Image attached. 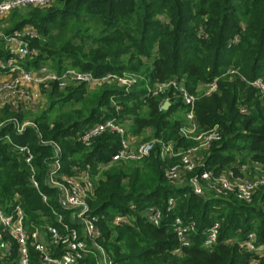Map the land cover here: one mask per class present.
<instances>
[{
	"label": "trees",
	"instance_id": "16d2710c",
	"mask_svg": "<svg viewBox=\"0 0 264 264\" xmlns=\"http://www.w3.org/2000/svg\"><path fill=\"white\" fill-rule=\"evenodd\" d=\"M6 21L8 25L1 31L4 34L24 25L37 31L29 45L38 54L20 60L25 69L46 64L58 74L74 68L97 78L107 73L143 77L127 90L115 83L98 84L91 95L86 83L69 82L64 88L55 84L40 90L47 103L29 116L19 110L21 105L17 109L12 104L3 107V116L20 123L25 116H32L38 129L28 126L16 133L12 121L0 128V206L11 210L19 205L24 226L30 232L48 225L60 227L57 216L62 215L81 234L70 213L61 208L57 189L45 183V175L47 163L55 157L56 143L60 148V173L68 175L74 164L93 172L97 164L107 162L118 150L119 136L113 133L102 134L89 145L76 141V132L87 125L108 117H116L121 123L129 118L133 133L172 142L176 150L194 144L180 134L188 106L172 89L147 94L146 82L152 85L171 78L183 81L196 96V133L219 127L221 139L202 151L196 171L219 173L246 162L264 166L263 98L239 77L229 81L221 76L234 66L248 81L258 77L264 80V0H54L47 7L11 10ZM235 35L239 40L231 42ZM3 43L0 36V59L6 60L11 55ZM215 77H219L216 92H196L199 83ZM165 99L170 101L166 110L161 108ZM82 101L81 108L74 106ZM68 105L75 108L68 110ZM54 109L59 113L51 117ZM3 133L10 134L12 144L30 148L38 190L28 179L29 166L23 156L1 139ZM177 159L162 160L156 144L137 164L114 163L96 183L87 204L99 216V243L113 263L264 264V254H251L225 242L233 237L241 239L249 232L255 233L258 242H264V191L249 203L233 194L195 195L188 184L175 185L166 178L164 167ZM39 191L46 196L45 201ZM169 198L174 201L170 209ZM149 206L161 209L159 225L144 215ZM114 213L130 214V224L108 225ZM177 216L196 223L192 244L180 252L174 251L178 247L173 228ZM215 221L220 224L217 242L207 249L202 246L205 230ZM6 244L11 245L8 255L3 254ZM61 250L58 247L55 255ZM29 254L30 264H41L39 253L31 245ZM16 261V243L0 224V264ZM91 263L88 255L79 262Z\"/></svg>",
	"mask_w": 264,
	"mask_h": 264
},
{
	"label": "built area",
	"instance_id": "2783aa9c",
	"mask_svg": "<svg viewBox=\"0 0 264 264\" xmlns=\"http://www.w3.org/2000/svg\"><path fill=\"white\" fill-rule=\"evenodd\" d=\"M54 0H0V19L4 18L11 10L24 7H47ZM201 31V30H200ZM199 31V34H200ZM6 48L11 56L6 61H0V108L6 104L21 105V109L34 108L35 102L39 99L41 89L51 88L57 84L64 88L69 82L86 83L88 85H98L101 83H115L126 90L135 84L139 78L136 74L116 75L107 73L101 77H94L89 72L78 71L66 68L58 74L48 66L40 65L36 69H25L20 60L32 58L38 54V50L30 47V40L37 37V31L32 26L22 27L12 33L4 34L0 32ZM239 35H235L231 42H237ZM223 74L234 75L237 70L229 67ZM222 74V75H223ZM242 81L247 82L253 88L264 93V80L255 78L251 81L239 75ZM217 77L205 84L202 91L205 95H210L218 90ZM147 94L157 95L172 89L177 97L188 106L185 113L186 124L180 128V134L185 138H190L194 144L186 148L176 150L172 142H162L158 139L150 141H134L133 136L126 131L123 124L116 117H108L102 121L87 125L84 129L78 130L74 139L84 145L98 136L105 133H113L119 136V148L111 155V158L102 165L114 163H126L139 161L150 155L156 144H159V155L162 159L174 156L178 161L169 165L165 169V176L170 182L182 184L186 182L195 195L199 196H226L233 194L238 200L249 203L252 201L254 193L264 187V166L252 162L251 165L239 164L234 167L240 175L228 168L219 173L202 169L196 171L201 164L202 151L207 149L214 141L221 139L219 127L215 125L211 129L196 133L194 123L193 104L195 94L190 93L184 84L177 78H171L163 82H155L150 85L146 82ZM241 112H245L242 108ZM12 121L13 130L22 133L27 123H20L14 118ZM4 122H0V128ZM1 139L12 144L8 133H3ZM14 150L20 153L26 164L29 166L28 179L35 189H39L38 181L35 177V170L32 165L33 154L27 145L12 144ZM55 147V157L47 163L45 183L57 189L58 202L64 210L70 213V219L79 225L81 234L76 227L70 226L61 215H58L60 227L48 225L30 232L24 226V213L19 205H15L11 210H6L0 206V224L10 237L15 241L17 248L16 264H30L29 245L38 253L41 264H79L85 256H90L93 260L91 264H114L105 249L99 243L101 230L98 226L99 216L92 213L87 204L86 197L93 191V183L87 170L73 169L72 174L60 173V161L58 159L60 148ZM243 175V176H242ZM264 191V190H263ZM39 193L45 201L46 196ZM167 208L174 205L172 198L168 199ZM147 220L154 225H159L162 211L156 206H149L144 210ZM114 225L130 224V218L126 214L112 217ZM220 224L215 221L206 230L202 246L210 249L217 242ZM175 236L178 247L174 250L180 252L183 248L192 244V235L195 233L196 223L194 220H184L177 216L173 221ZM45 232L48 238H44ZM227 244H237V246L251 254H264V242H258L254 232L247 233L243 238H228ZM30 243V244H29ZM10 244H6L3 251L8 255ZM62 247L61 252L55 255L57 248Z\"/></svg>",
	"mask_w": 264,
	"mask_h": 264
},
{
	"label": "rangeland",
	"instance_id": "374dc122",
	"mask_svg": "<svg viewBox=\"0 0 264 264\" xmlns=\"http://www.w3.org/2000/svg\"><path fill=\"white\" fill-rule=\"evenodd\" d=\"M24 8H26V7H24ZM24 8H21V9H24ZM8 16H9V13L4 17V18H2V19H0V32L1 31H3L2 29L4 28V27H6L7 25H8V22L6 21V18H8ZM161 20H163L164 19V17L162 16V15H160V16H158ZM26 26H31V25H24L23 26V28L24 27H26ZM239 34V33H238ZM238 40H239V38H238ZM3 48L5 49V50H7L8 51V49L6 48V45H5V43H3ZM0 61L1 62H3V61H6L5 59H0ZM49 63V62H48ZM42 65H45V66H48V65H46V64H42ZM231 67H234V66H231ZM236 70H237V74H234V75H226V74H221V76H225V77H227L228 78V80L230 81V80H233V79H235L236 77H239V75H241L240 73H239V71H238V68L237 67H234ZM31 69H34V68H31ZM72 69H74V68H72ZM228 69V68H227ZM225 72V71H224ZM244 77V76H243ZM217 78H219V77H217ZM240 78V77H239ZM258 78H260V77H258ZM241 80V79H240ZM183 82V81H182ZM245 82V81H244ZM207 83V82H206ZM206 83H199L198 84V86H197V88H196V92L197 93H201L203 90H204V88H205V84ZM96 85H94V84H92V85H89L88 86V90H89V92H90V95L92 94V91H94V90H96L97 88L95 87ZM185 86V85H184ZM186 87V86H185ZM187 89V88H186ZM258 91V93L261 95V97L263 98V101H264V93L263 92H261V91H259V90H257ZM90 95L87 97V99L84 101V102H86L87 100H89L90 99ZM165 100H168L169 101V99H165ZM164 100V101H165ZM164 101H163V103H164ZM47 103V99L45 98V95L43 94V95H39V99L35 102V107L34 108H31V109H28V110H26V109H19V110H21V112H23V114H26L27 116H29V114H31L30 112H32L33 114H36L39 110H41L42 108H41V106H42V104H46ZM82 103H83V101L81 102V103H77V104H75L74 106L76 107V108H81L82 107ZM163 103H162V105H163ZM169 105H170V101H169ZM12 106V108H14V109H17V106L16 105H14V104H12L11 105ZM74 106H71V105H68L67 106V108L66 109H68V110H71L72 108H75ZM3 107H7V106H3ZM3 107H1L0 109V122H8V116H3ZM168 107L169 106H167L166 107V109H168ZM166 109H164V110H166ZM57 113H59V111L58 110H56V109H54L53 111H51L50 113H49V115H51V117H54L55 116V114H57ZM130 122H131V120L129 119V118H126L125 120H124V123H122L123 124V126H124V128L126 129V131L127 132H129L130 133V135L131 136H133V140L134 141H141V142H144V141H150V140H153L154 138H151V136L149 137V135L147 136V137H144L141 133H133V132H131L129 129H130ZM22 123H27L26 124V126H25V128H27L28 126H32L33 128H36V130H38L37 129V127H36V123L34 122V120H32V116H30V118L29 117H26L25 116V119H24V121L22 122ZM14 131V130H13ZM9 136H10V134H8ZM160 140V139H159ZM41 142H42V140H40ZM52 142V141H51ZM42 143H45L44 141L42 142ZM54 143H56V142H54ZM53 143V144H54ZM57 144V143H56ZM56 144H54V145H56ZM176 158H178L177 156H174V157H172V158H169V157H166V158H164V159H162V160H165V161H167V160H169V159H171V160H173V159H176ZM177 161H178V159H177ZM176 162V161H175ZM134 163H138L137 161H130V162H126V163H124L123 165H130V164H134ZM102 164H104L103 162H100L99 164H97L96 165V167H95V171H91L89 168H87V172L89 173V176H90V179H91V181H92V183H93V191H92V193H90L89 195H87V197H86V200L88 199V198H90L92 195H93V193H94V189H95V185H96V183H98L101 179H104V175H103V173H104V171H106L108 168H111L112 166H113V163L112 164H110V165H102ZM243 164H248V165H251L252 163H250V162H246V163H243ZM170 164H166V166L164 167V174H165V169L169 166ZM60 166H61V162H60ZM83 168L84 167H81V165H77V164H74V165H72L71 166V171L73 172V169H78V170H83ZM231 169H233V171L234 172H236L237 174L236 175H240V172L239 171H237V169L236 168H233V167H230ZM228 169V168H227ZM72 172H71V174H72ZM243 176V175H242ZM170 182V181H169ZM171 183H173V184H175V185H183V184H185L186 182H183L182 184H178V183H174V182H171ZM187 184V183H186ZM263 190H264V187H261V188H259L255 193H254V196H253V198H255L257 195H258V193L260 192H263ZM209 196H213V195H209ZM214 197H225V196H214ZM236 198V197H235ZM237 199V198H236ZM253 200V199H252ZM252 202V201H251ZM148 208V207H147ZM145 210V209H144ZM118 213H114L113 215H112V217L113 216H115V215H117ZM70 215V214H69ZM62 216V215H61ZM71 216V215H70ZM112 217H111V219L109 220V224L108 225H110V226H120V225H114L113 223H112ZM127 217H132L130 214H128L127 215ZM62 219H64L63 218V216H62ZM57 221H58V218H57ZM99 226V225H98ZM100 228V227H99ZM100 230H101V228H100ZM44 238H45V236H44ZM242 250V249H241ZM242 251H244V250H242ZM251 264H254L253 263V261H251Z\"/></svg>",
	"mask_w": 264,
	"mask_h": 264
},
{
	"label": "water",
	"instance_id": "95a60500",
	"mask_svg": "<svg viewBox=\"0 0 264 264\" xmlns=\"http://www.w3.org/2000/svg\"><path fill=\"white\" fill-rule=\"evenodd\" d=\"M169 106V101L165 100L163 105L161 106L162 109H166V107Z\"/></svg>",
	"mask_w": 264,
	"mask_h": 264
},
{
	"label": "crops",
	"instance_id": "0c3cea01",
	"mask_svg": "<svg viewBox=\"0 0 264 264\" xmlns=\"http://www.w3.org/2000/svg\"><path fill=\"white\" fill-rule=\"evenodd\" d=\"M149 132H150V130H148V131L146 132V134L148 135Z\"/></svg>",
	"mask_w": 264,
	"mask_h": 264
}]
</instances>
